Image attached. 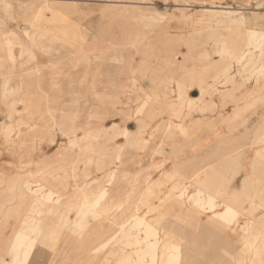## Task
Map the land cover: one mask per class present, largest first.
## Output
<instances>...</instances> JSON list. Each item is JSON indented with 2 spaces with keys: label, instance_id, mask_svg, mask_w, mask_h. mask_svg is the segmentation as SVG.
Returning <instances> with one entry per match:
<instances>
[{
  "label": "rangeland",
  "instance_id": "obj_1",
  "mask_svg": "<svg viewBox=\"0 0 264 264\" xmlns=\"http://www.w3.org/2000/svg\"><path fill=\"white\" fill-rule=\"evenodd\" d=\"M4 1L0 0V250L16 230L25 229L38 237L30 264H120L123 258L136 257L121 227L134 224L139 213L165 240L181 244V256L175 260L181 264H264V223L245 233L226 234L223 222L198 221L170 209L172 191L176 197L181 189L177 187L188 177L216 194L217 201L230 200L231 190L240 188L246 177L236 206L246 207L243 211L250 214L264 211V160L252 161L255 172L244 175L250 156L264 152V145H259L264 143V96L257 97L264 91V72L247 80L239 66L246 57H239L243 49L253 45L250 29L259 27L249 24L250 17L264 22V0H28L25 5ZM211 7L239 12L206 14ZM156 11L163 15L155 16ZM243 15L246 21H239ZM207 27L216 32L212 35ZM216 45L233 46L236 55L225 50L224 58L215 61L212 55L217 52L211 47ZM180 46L186 50L181 70L190 87L207 85L218 72L231 73L235 66V82L217 79L220 90L206 92L218 104L209 103L207 96L166 101L171 92H165L164 84L170 77L173 86L177 81L187 84L176 79L168 60ZM260 63L264 65V56ZM250 68L247 72L253 73L257 65ZM169 70L172 75L164 80ZM130 73L133 82L117 85V78L128 80ZM101 77L109 78L114 92L108 91L110 86L101 94L95 89ZM138 77L151 78L149 89L139 85ZM85 86L90 90H83ZM224 86L229 90L223 92ZM139 115L138 134L124 137L118 123L111 125ZM117 129L121 132L113 135ZM137 136L141 139L135 143ZM120 139L124 145L115 162ZM61 145L57 160L45 167L41 160ZM173 162L181 164L180 170L160 181L162 164L170 168ZM186 162L191 164L185 167ZM100 173L97 181L88 182ZM27 178L47 187L36 195L20 184ZM104 185L109 188L104 201L93 211L83 209L85 197L93 198ZM49 189L61 201L44 198L47 205L36 203L34 198ZM48 206L54 208L49 211Z\"/></svg>",
  "mask_w": 264,
  "mask_h": 264
},
{
  "label": "bare ground",
  "instance_id": "obj_2",
  "mask_svg": "<svg viewBox=\"0 0 264 264\" xmlns=\"http://www.w3.org/2000/svg\"><path fill=\"white\" fill-rule=\"evenodd\" d=\"M205 11L206 14H212L213 16L215 14H220V13L230 16V14L232 15L233 13L239 12L237 9H230L224 7H219V8L211 7V8H207V10ZM154 15L160 16L163 15V13L160 11H156ZM250 18L251 20L249 21V24L250 23L257 24L259 22H262L259 20V16L258 17L252 16ZM237 19L239 21L240 20L244 21L246 18L243 15ZM228 21L232 23L233 19L229 18ZM226 26L229 27L230 25H226ZM208 29L211 31L212 35L214 32H216L214 30L212 31L209 27H207V30ZM225 35H227V33ZM263 38H264V33H260L259 30L254 29L251 31V33H249V43L253 44L252 46H258L259 44H261ZM216 50L218 53H220V55H223L224 51L226 50L225 45H216ZM171 83H173L172 80H170V85ZM181 84H179L178 86V100L184 99L186 95V86L183 83ZM202 88L204 89L205 92L202 95L201 99L203 98V96L205 97L207 96V98L209 97V101H211L210 100L211 95L209 96L208 94H206L207 90H210L211 88L210 87H202ZM166 89L170 90L171 93H173L175 90L174 87H170V88L165 87L164 90L166 91ZM120 132L121 130L119 131L115 130V133L113 135ZM105 135L110 136L109 132H106ZM122 135L124 136L127 135V131H123ZM259 145H264V143H259ZM261 159L264 160V152H262V155H258V157L257 156L251 157L249 165L251 164L252 161L260 162ZM174 165L177 166L176 164ZM44 166L46 167L48 166V164ZM175 172L177 171L171 172L169 174V178L170 176L174 175ZM113 173L114 171H112V175ZM20 181H21L20 184L22 186L29 189L32 193H36V195L37 193H39V191L47 187L44 182L42 183L39 180H33L31 178H27L24 180L20 179ZM179 188H181L180 191L175 192L176 197L173 195L174 191H172L171 198H174L175 200L171 203L172 205L170 206V209L171 207H174L175 209H178L180 214H184L185 216L192 217L194 219H199L201 217L200 216L201 214L199 213L203 214L205 213V211H207L205 214L212 213L207 221L215 222V223H222V222L225 223L224 230L226 234L229 233L236 234L239 232L237 231L238 228L245 229L248 227L246 230L250 231L259 224L264 223V221L256 222L250 220L249 217L251 216L249 215V213L244 212L242 209L244 207L240 208L236 206L235 197L238 195V193L233 194L230 197V200L224 198L221 201H217L216 195L206 193L204 190H202L199 187H195L194 191L188 193L189 188L192 187L187 186L186 183L182 182V185L177 187V189ZM45 191H46V195L43 194L41 195L40 198H38L37 196L34 198L36 203L38 202L42 205H47V202H49L50 200L55 201V203L61 201L62 199L61 196H59L58 199L54 198L53 195L55 192L53 190L49 189ZM108 192H109V188L107 187V185H105L104 189L102 188L98 193L95 194L93 198L90 197L88 199V197L86 196L85 199L82 201L83 209H86L87 207L92 211L93 209H96L97 206L101 204L102 201H104V199L107 197ZM44 198L47 199L46 203L45 201H42V199ZM185 203L189 205H193L194 207L199 206L205 210L202 212L196 211L198 214H195V212L184 207ZM48 209L50 211L53 208L52 206H48ZM32 218H35L36 220L39 219L36 217H32ZM133 220H134V224L132 222L124 223L122 225L121 232L123 233L124 237L129 239V243L134 245L136 257H134L132 260H129L128 258H123L120 264H181L175 261L179 259L181 256L179 251L181 246L180 243L171 239H169L168 241L165 240L163 237L161 238L160 236L161 232L158 231V229L154 226V224H152L148 219V217L145 215H141L137 213L136 215H134ZM129 223H132L131 227L133 226L136 227L137 230L135 233L132 231L134 229H131V227L130 229H126V226ZM15 232L16 234L14 235V240L9 246L8 257H6L4 264H30L31 257L36 249V240L38 237L34 235H30L28 232L25 231V229H18Z\"/></svg>",
  "mask_w": 264,
  "mask_h": 264
},
{
  "label": "crops",
  "instance_id": "obj_3",
  "mask_svg": "<svg viewBox=\"0 0 264 264\" xmlns=\"http://www.w3.org/2000/svg\"><path fill=\"white\" fill-rule=\"evenodd\" d=\"M9 0H5L3 3H5L6 5H8L10 2H8ZM19 1V0H18ZM20 1H22L21 3L23 4V5H25L26 3V1H28V0H20ZM19 1V2H20ZM136 3V1H132V3ZM29 3V2H28ZM2 5V4H1ZM257 25H259V27H254V28H251L250 30L252 31V30H259L260 31V33H264V22H261V26H260V23H258ZM102 28H100L99 29V31H101L102 32ZM250 31V32H251ZM249 32V33H250ZM228 35V34H227ZM248 40H249V36H248ZM262 41H264L263 39H262ZM229 45H225V48H226V50H229V51H227V52H231V53H233V54H235L236 55V49H235V47H233L232 46V48L229 46ZM188 49H189V47H188ZM214 49H216V47H211V50H214ZM233 49H235V50H233ZM240 50V49H239ZM241 51V50H240ZM216 52H217V50H216ZM262 52H264V45H258V46H250V47H246L245 49H243V54L245 53V55H240L239 57L240 58H243V56H246L245 57V60H243V62H242V64H239V66H241V73H243L244 75H245V77H246V79L248 80L251 76H253L254 74H256V75H258V77L259 76H261V74L264 72V65H262L261 63H260V60L263 58V56H264V53H262ZM216 55H212V59H214L215 61H218L221 57L222 58H224V56L223 55H220V53H215ZM185 56H186V50H185V47H182V46H180L179 48H177V51H176V54H174V55H172L168 60L171 62V65L174 67V69H173V71L175 70V72L176 73H174L173 75H175V77H176V79L177 80H180L181 78H183L186 82H187V84L186 83H184V82H182V81H177V83H179V84H181V83H183L185 86H186V95H185V98H186V96L187 95H189L188 97H189V99L192 101V100H200L201 99V97H202V95L200 94V92H201V90H203V88L202 87H210L211 89L209 90L210 92H212L214 89H216V87H218L217 89H219L220 90V87L219 86H217V84L215 83L216 81L215 80H217V79H220L221 81H218L217 83H228V82H235L236 81V79L234 78V75H236V72L234 71V68H235V66H233L232 65V69L233 70H231V71H233V72H231V73H229V71L226 69V71H224V72H221V73H219L218 72V74H216L215 76H213V78H212V80H210V82L207 84V85H200V88H199V86L197 85V84H195V85H193V87H190V86H188V83H189V81H188V79H187V77L184 75L185 74V71L184 70H181L182 68H181V66H182V62L184 61V60H186L185 59ZM191 56V55H190ZM219 56H220V58H219ZM190 58V57H189ZM252 65H257V69L255 68V70H252L253 71V73L250 71V72H247V71H249L251 68L250 67H252ZM238 66V67H239ZM102 68H99L100 70H102L103 69V67L104 66H101ZM134 67V66H133ZM132 67V68H133ZM136 67V66H135ZM223 73L225 74V76H228L227 78L228 79H224L223 80ZM131 74V73H130ZM165 76H163V79L164 80H167L168 79V76H170V75H172V72H171V70H169V71H167V72H165ZM222 75V76H221ZM220 77V78H219ZM233 77V78H232ZM141 79V77H138L136 80L137 81H140L139 83V85H142L143 86V88H145V89H149V86L151 85V78H146L145 80H140ZM172 79V77H170L169 78V80L164 84L165 85V87H174V94L172 93H169L168 95H169V97L170 98H167V97H165L166 98V101H169V100H171V99H175L176 101H178V86H179V84L177 85L176 84V86H173V85H170V80ZM175 79V80H176ZM198 80V79H197ZM230 80V81H229ZM99 81H101V82H99ZM99 81H97V85L95 86L96 88V90L101 94L102 92H104L105 91V89H106V87L107 86H110V88L109 89H111V90H108V91H112V90H114L115 91V88H113L111 85H109V78H107V77H101V78H99ZM128 81H130V82H133L134 81V77L132 76V74L130 75V77L128 78V80H127V78H124V77H119V78H117L116 79V82H117V85L118 84H120V85H123V84H126L127 85V82ZM264 81V80H263ZM182 85V84H181ZM131 86V85H130ZM176 87V88H175ZM228 89V87L227 86H224L223 87V89H222V91L223 92H226V91H228L227 90ZM83 90H90V88H88V87H86L85 86V88H83ZM114 91H112V92H114ZM166 92V91H165ZM200 94V95H199ZM242 95H246V94H242ZM171 96H173V97H171ZM249 96V95H248ZM259 96H264V91H263V94H257V97H259ZM211 97H213V96H211ZM216 101V103L218 104V100H217V98H216V100L214 99L213 100V98H211V101H209V102H211V103H214ZM221 100H220V104H221ZM227 106H228V104H227ZM232 107H235V103H234V105L233 104H229V106H228V108H232ZM131 112V111H130ZM133 115H132V117H135V110H133ZM139 117H141V115H139L138 116V118ZM137 118V119H138ZM137 119H134V120H131L130 122H123V123H119V122H117V121H115V122H113L111 125H113L114 123H118V126L120 127V129L121 130H124V131H127V136H129L132 132L133 133H135V134H138V132H139V129H140V122H139V120H140V118L137 120ZM147 124H149L148 122H146ZM82 125V128L84 127V124L82 123L81 124ZM110 125V126H111ZM156 125V124H155ZM109 126V127H110ZM154 126V125H153ZM118 127V128H119ZM103 128L105 129V128H108V127H106V124H103ZM118 130V129H117ZM106 132H109V131H106ZM105 132V133H106ZM124 136V135H123ZM126 135L124 136V137H127ZM141 138L139 137V136H137L136 138H135V143H137V141H139ZM120 140H122L120 143H119V149H118V153H117V155H116V158H115V162L116 161H118L119 160V157H120V153H121V151H122V148H123V145H124V139H120ZM250 143V142H249ZM249 143H248V145H249ZM62 150V145L56 150V153L55 154H50V155H47L45 158H43L41 161L43 162V165H49V164H52V162L53 161H55V160H57V158H58V156H59V153H60V151ZM251 157H254L253 155L252 156H250V160H251ZM250 160H248L247 161V165H249V163H250ZM114 162V163H115ZM174 164H176L177 166H175ZM191 163H185L183 166H185V167H187V166H189ZM180 165L181 164H179V162H173L172 164H171V167L170 168H166V166H165V163L164 164H162V170H161V176L163 177V178H161L160 177V181H162L163 179H165V178H169V174L171 173V172H173V171H177V170H180L179 168H180ZM176 167H178V168H176ZM117 170V164H114V166L113 167H111V174H112V171H116ZM250 172H255V170L253 169V168H251V165H249V170H247V171H245V173H244V175H247V174H249ZM110 174V175H111ZM99 176H101V173L100 174H98L97 176H94V177H92L88 182H93V181H97L100 177ZM192 177V176H191ZM189 178L190 177H188L186 180H184L183 182L184 183H186L187 184V186H191V187H199V188H201L202 189V186H200L199 184H197V183H194V182H192L191 180H189ZM246 177H244L243 178V180H242V186L240 187V188H236V189H233V190H231V192H233L232 193V195L233 194H236V193H240V192H242L241 191V189L242 190H244L245 189V185H246ZM155 182H158V181H155ZM104 187H105V185L102 187L103 189H104ZM101 188V189H102ZM100 189V190H101ZM203 190V189H202ZM204 191L206 192V193H210V194H212V195H216V194H213L211 191H208V190H205L204 189ZM216 192L218 191V190H215ZM214 191V192H215ZM215 192V193H216ZM98 193V192H97ZM87 197H88V199L90 198L88 195H87ZM227 199V198H226ZM56 207V206H55ZM184 207L185 208H188L189 210H191V211H193V212H195V214H198L196 211H197V209H196V207H194L193 205H189V204H187V203H185V205H184ZM52 208H54V207H52ZM171 209H175L174 207H171ZM176 211H177V213H178V215H180V212L178 211V209H176ZM200 211V210H199ZM137 214V213H136ZM199 214H201L200 216V218L199 219H196V220H198V221H203V222H205V221H207L208 219H209V217L211 216V214L212 213H208V214H206V216H205V218H206V220H202L203 218H202V213H199ZM142 215V214H141ZM249 215L251 216V217H249L250 218V220H253V221H256V222H261V221H264V211H262L259 215L258 214H255V210H253L252 211V214H250L249 213ZM124 224V223H123ZM122 224V225H123ZM248 228V227H247ZM247 228H238L237 229V231H243L244 233L245 232H248L246 229ZM121 230H122V227H121ZM15 234H16V232H15ZM14 234V235H15ZM160 236H161V238L163 237L164 238V236L162 235V234H160ZM170 239V238H169ZM169 239H168V241H169ZM13 240H14V236H13V238H12V240H11V242H10V244L13 242ZM167 240V239H166ZM10 244L8 245V246H6V247H1V250H0V264H4L5 263V260H6V257H8V249H9V246H10ZM33 256V255H32ZM32 258V257H31ZM8 259V258H7Z\"/></svg>",
  "mask_w": 264,
  "mask_h": 264
}]
</instances>
